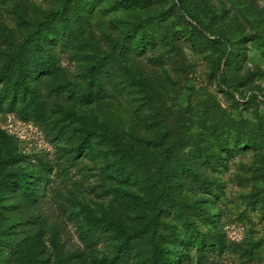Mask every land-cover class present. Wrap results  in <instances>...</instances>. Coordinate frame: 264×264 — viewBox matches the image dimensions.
<instances>
[{
  "label": "rangeland",
  "instance_id": "obj_1",
  "mask_svg": "<svg viewBox=\"0 0 264 264\" xmlns=\"http://www.w3.org/2000/svg\"><path fill=\"white\" fill-rule=\"evenodd\" d=\"M117 1L104 0L78 24L71 21L69 29L78 32L84 45H55L61 70L46 80L51 108L47 117L37 119L21 107L0 112V132L4 133H0V160L5 159L7 146L19 155L12 164H0V177L16 179L25 174L32 183L40 177L48 189L46 196L32 203L5 184L0 198L3 226L13 239L38 233L45 244L46 264H107L119 254V242L105 226L89 230L84 208L130 222L135 214L124 213L123 192L147 193L146 180L158 176L159 167L169 163L167 154L174 159L187 152L194 155L196 140L190 138L197 137V145L205 147L208 155L221 154L222 159L205 173L213 183L211 190L191 183L177 189L181 198L197 208L187 215L191 224L186 218H163L165 235L178 231L182 239L168 247L173 253L178 249L181 264H264V141L256 149L238 148L228 132L248 131L259 119L264 121V0H212L209 10L191 5L199 22L186 15L178 0H152L134 9H124ZM61 2L0 0L2 87L12 81L13 57L33 30L32 24ZM162 11L169 16L158 25L161 30L170 27L182 33L176 40L180 54L159 44L143 55L124 58L123 66L147 85L116 86L113 79L102 90L92 86L86 75L90 63L109 59L127 28L147 23L148 16ZM149 26L155 31L154 25ZM198 31L208 36L218 33L232 42L244 35L254 37L246 45L239 71L252 80L239 86L240 91L227 93L224 89L237 88L239 81L229 77L226 83L220 82L216 73L224 46L199 48L190 40ZM250 95L251 103H243ZM153 117L161 120L155 122ZM87 124L98 132L118 134L126 154L97 140L78 151ZM217 133L229 140L232 152L222 148L224 139ZM184 138L190 144L183 143ZM120 160H128L140 176L126 181L112 176L111 168ZM194 235L222 241L210 246L198 261L191 244ZM147 253L131 256L123 264H149ZM7 259L8 251L0 256V264Z\"/></svg>",
  "mask_w": 264,
  "mask_h": 264
},
{
  "label": "trees",
  "instance_id": "obj_2",
  "mask_svg": "<svg viewBox=\"0 0 264 264\" xmlns=\"http://www.w3.org/2000/svg\"><path fill=\"white\" fill-rule=\"evenodd\" d=\"M61 6L55 7L44 18L39 19L32 24L33 30L28 32L25 43H23L16 55L13 57V78L9 84L0 78V112L6 109L14 111L22 108L25 114H32L37 119L45 118L50 113L48 96L44 90L47 85V77L59 74L60 65L58 63L57 53L54 50L55 45L59 42H74V46H82L79 43L78 32L71 28L73 24H78L86 18V14L93 10V7L99 5L104 0H59ZM180 7L193 20L198 14L192 11L191 5L197 4V8L210 9L212 0H178ZM152 0H118L119 4L124 9H134L139 6L150 5ZM262 10L261 12H263ZM167 11H162L159 14L150 15L146 19L147 23L140 22L137 25L133 24L127 28L125 35L114 44L111 57L105 60H97L90 63L87 70L88 81L92 86L102 90L105 83L113 81L116 86L128 85L130 88L141 87L144 80L137 78L135 74L122 64V60L129 57L131 54L143 55L148 50L155 49L159 44L169 47L175 54H180L181 47L177 43L178 37L182 34L179 31H174L170 27L161 30L158 26L168 18ZM151 26H155V31H152ZM69 33V34H68ZM169 34L171 36H169ZM218 33H210L198 31L197 35H190V40L199 48L209 46H224V52L218 61L217 75L220 82L228 81L229 77L238 80L237 88L233 90L224 89L227 93L240 91L239 86L245 87L252 80L251 75H240L244 63V54L246 45L254 37L244 35L238 42H232ZM81 49V48H80ZM223 67H226L225 73ZM48 86V85H47ZM142 92V91H139ZM252 95L243 103H251ZM147 98V96H146ZM156 121H160L158 117H153ZM219 132V131H216ZM235 147L238 148H258L264 141V121L259 119L258 123H253L248 131H240L239 129L229 130ZM4 135L3 132H0ZM0 135V137L2 136ZM6 136V135H5ZM119 135L104 130H98L87 124L83 136L81 138V147L78 151L82 152L86 144L91 145L94 141L107 148L114 149L116 152H123L125 149L119 140ZM217 136L223 137L221 146L227 152H232L229 140L224 138L223 133H217ZM196 140L194 147L195 154L189 156L191 152L183 153L177 158H172L169 154L167 165H161L158 169V176H152L146 180L144 185L147 188V193H136L133 191H124L121 197L123 198L127 208L124 213L133 216L130 222L122 219L112 220L109 217L99 215L89 207L84 208L87 218L89 219V230L99 229L105 226L108 231L119 242V254L111 260H106L107 264H123L128 261L129 257L136 256L140 252L148 254L146 257L149 264H181V256L171 251L168 247L170 244L180 242L181 236L178 231H172L170 235H165L163 230V218L170 215L179 218H186V223H192L187 216L189 212H194L197 208L189 200L181 198L177 189L183 183H191L195 187L205 190H211L213 183L209 181L205 173L210 166L222 159L221 154H213L212 157L207 154L205 147H199ZM189 139L184 138L183 143L190 144ZM198 146V150H197ZM6 156L0 160L1 163L12 164L19 155L13 151L10 146L6 147ZM2 149L0 147V154ZM121 164L113 165L111 174L117 179L126 181L133 177L138 178L139 173L135 171L132 165L128 164V160H120ZM9 175L0 177V198L2 196L1 188L7 185V188L20 193L22 197L30 200L32 203H37L39 199L47 194V185L42 183V178L38 177L36 182L30 181L25 174H19L16 179H8ZM35 182V184H34ZM34 184V185H33ZM154 192V195H151ZM256 195V194H253ZM259 198V197H257ZM258 200V199H257ZM264 205V201H262ZM2 207V205H1ZM1 217V213H0ZM163 225V226H162ZM0 234L4 235L0 238V256L8 251V259L6 264H46L47 259L44 257L45 244L40 235L37 233L34 236L28 235L20 239H13L10 231L5 229L0 219ZM9 234V236H8ZM195 236V235H194ZM192 243L195 245L198 254V261L203 257L204 252L215 244L212 240H207L197 236L192 237Z\"/></svg>",
  "mask_w": 264,
  "mask_h": 264
}]
</instances>
